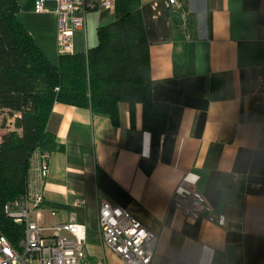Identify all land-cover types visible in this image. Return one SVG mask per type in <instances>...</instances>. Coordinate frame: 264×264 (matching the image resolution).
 Returning a JSON list of instances; mask_svg holds the SVG:
<instances>
[{"label":"crops","instance_id":"0c3cea01","mask_svg":"<svg viewBox=\"0 0 264 264\" xmlns=\"http://www.w3.org/2000/svg\"><path fill=\"white\" fill-rule=\"evenodd\" d=\"M16 1L20 22L57 61V0H44L41 12L35 0ZM176 3L174 10L169 0H114L111 8L89 9L74 31L72 52H84L97 44L100 26L138 11L151 97L168 106L165 150L154 157L140 104L131 120L129 104L120 102L117 124L87 107L53 104L46 128L59 148L48 154L41 183L43 222L75 213L86 230L83 264H125L101 240L104 201L158 235L154 264H264V105L251 100L256 67L264 65V0ZM182 178L225 215L224 225L174 208ZM77 199L84 203L76 206Z\"/></svg>","mask_w":264,"mask_h":264},{"label":"trees","instance_id":"16d2710c","mask_svg":"<svg viewBox=\"0 0 264 264\" xmlns=\"http://www.w3.org/2000/svg\"><path fill=\"white\" fill-rule=\"evenodd\" d=\"M19 11L16 0H0V110L13 126L0 135V234L15 247L23 225L5 215L4 205L27 191L34 155L47 164L59 148L46 128L55 102L87 107L114 124L120 102L129 104L131 120L140 104L154 157L164 153L168 115V106L151 97L148 41L138 11L100 26L95 46L59 54L56 63L20 22Z\"/></svg>","mask_w":264,"mask_h":264},{"label":"built area","instance_id":"2783aa9c","mask_svg":"<svg viewBox=\"0 0 264 264\" xmlns=\"http://www.w3.org/2000/svg\"><path fill=\"white\" fill-rule=\"evenodd\" d=\"M114 0H57L56 46L59 54L72 53L73 34L85 25L89 9L111 8ZM177 9L176 0H169ZM44 0H35L34 10H43ZM183 15L181 28L185 30ZM185 38L189 33L184 31ZM252 103L264 105V65L256 67ZM47 164L41 163L38 153L28 175L27 191L4 205L5 215L23 225V237L17 246L0 234V264H83L86 257V230L74 212L65 220L50 224L43 222L42 181ZM174 208L189 218L203 217L224 225L225 215L216 214L198 187L181 179L171 195ZM83 199L75 201L81 206ZM54 215L55 211L50 210ZM98 228L102 242L113 250L125 264H154L158 235L145 227L129 211L104 201L98 208Z\"/></svg>","mask_w":264,"mask_h":264},{"label":"rangeland","instance_id":"374dc122","mask_svg":"<svg viewBox=\"0 0 264 264\" xmlns=\"http://www.w3.org/2000/svg\"><path fill=\"white\" fill-rule=\"evenodd\" d=\"M57 61H54L56 63ZM12 117L6 111L0 110V135L9 129H12Z\"/></svg>","mask_w":264,"mask_h":264}]
</instances>
